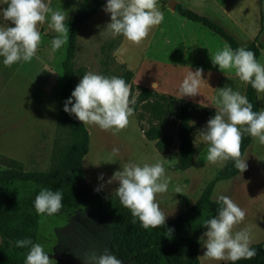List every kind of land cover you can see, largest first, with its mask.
I'll use <instances>...</instances> for the list:
<instances>
[{
	"label": "rangeland",
	"instance_id": "1",
	"mask_svg": "<svg viewBox=\"0 0 264 264\" xmlns=\"http://www.w3.org/2000/svg\"><path fill=\"white\" fill-rule=\"evenodd\" d=\"M175 1L223 26L236 37L239 46L251 41L264 43V0ZM45 2L53 10L63 11L67 24L80 0ZM104 3L105 0H102L97 12L85 20L77 31L72 67L81 68L83 74L95 72L108 77H118L125 68H129L135 72L134 78L140 83L152 88L151 84L155 82V89L176 96L180 108L190 102L201 106L202 102L196 98H180L177 89L187 70L197 65L215 66L210 57L225 46V41L201 23L180 16L168 7L167 2L161 4L157 1L158 9L163 13L162 21L152 26L140 43H133L122 35L113 36L107 29L105 25L109 15L102 10ZM37 30L41 40L33 61H18L5 66L0 57V170L13 167L25 173L47 171L55 164L58 152L73 142L70 117L58 108V79L66 39L59 49L53 51L51 40L58 34L48 26L47 19L45 23L37 24ZM64 35L66 37V33ZM110 41H115L116 45L108 50L106 46ZM257 61L264 64V47L260 48ZM39 70L50 74L45 84L47 90L42 79L35 77L37 72L41 73ZM223 71L215 75L217 80L202 76L197 95L204 98L215 85L217 89L230 86L245 95V84L234 70ZM82 75L74 73L73 88ZM216 97L210 104L219 111V93ZM258 103L260 111L264 110V98L258 99ZM142 122L146 124V119ZM193 122L196 126L200 123L198 118ZM205 124L192 133L198 146L194 163L187 168L173 166L171 170L177 183L176 189L171 195L156 194L166 219L195 200L221 167L219 163H210L206 159L208 142L200 135ZM85 127L89 132V149L82 157L86 179L90 172L99 170L109 179L127 161L141 164L159 161L163 164L164 157L175 159L179 154L174 127L167 126L165 129L174 135V140L169 151L160 154L154 142L143 136L134 113L129 117L127 126L116 131L96 125ZM241 160H246L247 168L228 179L216 180L210 197L216 200V195L220 193L229 196L245 212L243 221L234 225L233 231L246 230L250 244L264 242V144L253 138ZM108 179L103 187L105 192L116 191L118 182L108 184ZM177 189L180 193H176ZM110 229L108 216L92 209H81L66 220L42 216L37 234L39 244L52 259L51 264H90L88 257L92 254L99 255L105 251L113 254L108 245ZM203 252L204 248L198 242L200 264L222 262L203 256ZM122 262L135 264L132 259Z\"/></svg>",
	"mask_w": 264,
	"mask_h": 264
},
{
	"label": "clouds",
	"instance_id": "2",
	"mask_svg": "<svg viewBox=\"0 0 264 264\" xmlns=\"http://www.w3.org/2000/svg\"><path fill=\"white\" fill-rule=\"evenodd\" d=\"M0 5H6L0 7V57L3 65L29 61L35 56L41 40L37 24L45 23L46 19L48 26L58 34L51 40V49L55 51L64 44V34L69 31L64 13L53 10L45 0H0ZM102 10L109 15L105 26L113 36L122 35L137 44L148 35L152 26L163 19L157 0H105ZM210 60L219 70H234L241 81L256 90L258 99L264 98V64L257 61L252 50L245 47L232 49L225 44ZM202 80L201 68L189 70L177 89L180 98L196 96ZM155 86L153 82L151 87ZM219 88V111L215 110L200 132L202 139L208 142L206 159L222 166L231 158L242 173L247 168L246 160L239 159L242 133L264 144V110L253 111L247 96L230 86ZM131 102L129 87L122 77L86 72L64 100L63 111L82 124L116 131L129 123L133 113L129 106ZM113 181L118 182L116 195L120 203L139 219L142 227L155 228L165 223L166 216L156 200V194L168 188L162 163L127 161L112 173L107 183ZM176 193H180L179 189ZM61 200L59 190L41 188L33 200V207L38 215L51 216L61 209ZM216 201L222 206L216 215L204 221L205 231L197 237L204 248L203 256L222 262L252 258L256 250L250 247L248 232L244 229L233 231V226L243 221L244 210L222 193L216 195ZM12 243L16 247L30 245L24 264H51L52 259L43 246L33 243L30 238ZM88 261L90 264H123L121 259L107 251L90 255Z\"/></svg>",
	"mask_w": 264,
	"mask_h": 264
},
{
	"label": "trees",
	"instance_id": "3",
	"mask_svg": "<svg viewBox=\"0 0 264 264\" xmlns=\"http://www.w3.org/2000/svg\"><path fill=\"white\" fill-rule=\"evenodd\" d=\"M157 1L161 4L167 2ZM101 5L102 0H80L67 21L69 31L66 32L58 79L59 109H63L64 100L74 89V73L83 74L81 68L74 69L71 65L77 31ZM174 11L188 20L206 26L232 49L245 47L252 50L256 59L260 48L264 47V43L258 44L255 41L239 46L236 37L223 26L182 3L177 2ZM115 45V41H110L106 47L111 50ZM132 76L133 71L129 68L118 75L129 87V100L132 101L129 106L133 109L143 136L153 141L156 150L164 154L169 151L174 140V135L165 129L167 126L174 127L180 150L177 167L191 166L198 149L192 133L197 127L203 126L214 115L215 110L199 107L195 103L180 108L176 96L133 83ZM244 84V92L252 104V110L259 112L256 90L250 84ZM68 116L73 142L58 152L57 160L49 170L37 173L20 172L13 167L0 170V264H24L30 245L16 247L12 242L30 238L33 243H39L37 228L42 216L66 220L81 209H92L110 218L109 249L121 261L132 259L135 264H200L197 237L205 231L202 226L204 221L216 215L222 206L210 197V193L216 180L228 179L240 171L235 167L234 161L230 158L224 162L214 178L185 209L166 219L160 226L144 228L139 219L133 217L130 210L120 203L116 191L101 192L87 184L81 161L88 151L89 132L74 116ZM144 118L146 124L142 122ZM195 118L199 119L198 126L193 122ZM253 138L242 133L239 159ZM41 188L59 190L62 193V207L51 216L38 215L33 207V200ZM263 244L261 241L250 244L256 250V254L250 259L216 264H264Z\"/></svg>",
	"mask_w": 264,
	"mask_h": 264
},
{
	"label": "crops",
	"instance_id": "4",
	"mask_svg": "<svg viewBox=\"0 0 264 264\" xmlns=\"http://www.w3.org/2000/svg\"><path fill=\"white\" fill-rule=\"evenodd\" d=\"M180 3V2H179ZM32 61H33V59H32ZM197 67H199V68H201L202 69V76H204V77H210V78H212V79H214V80H217V76H215V75H219L220 73H223L224 71H223V69H221V70H219L218 69V66H200V65H197L196 67H194L193 69H190V70H192V71H195V69L197 68ZM41 69V68H40ZM182 69H184V68H182ZM132 70V69H131ZM41 73H36V75H35V77H40L41 79H42V84H43V87H44V89L45 90H47L45 87H46V83H47V81H49V77H50V74H48V73H46L45 71H43V70H39ZM189 70H187V72H188ZM134 73L135 72H133V76H132V78H131V82H133V83H137V84H141V85H144V84H142V83H140L138 80H136L135 78H134ZM217 82V81H216ZM144 86H147V85H144ZM158 90V89H157ZM218 90H220V89H217V85H215L214 87H212V90H210V91H208V94H206V96L203 98V97H199V96H201V95H196V96H193V97H191V98H196L197 100H199L200 102H202V104H200L202 107H207V108H212V109H214L213 107H212V105L210 104V103H212L213 101H215L216 100V96L218 95V93L219 92H217ZM162 92H165V91H162ZM211 92V93H210ZM166 93H168V92H166ZM170 93V92H169ZM171 94V93H170ZM204 96V95H203ZM190 103H194V102H190ZM189 104V103H188ZM196 104V103H195ZM197 105V104H196ZM201 106H199V107H201ZM210 106V107H209ZM88 149H89V147H88ZM180 151V150H179ZM87 153V152H86ZM160 154H162V153H160ZM164 155V154H163ZM166 156V155H165ZM165 158H167V159H165ZM178 158H179V154H178V156H176V158L175 159H171V158H169V157H164V159H163V167H164V169H165V174H166V176H167V178H168V188H167V191H165V192H163V193H161V195H166L167 193H168V195H171L172 194V191L173 190H175L176 189V185H177V183L175 182V179H173V177H172V173H171V170H172V168H173V166H177V163H178ZM195 158V157H194ZM195 160V159H194ZM193 163H194V161H193ZM81 164H82V161H81ZM198 168V167H197ZM18 169V168H17ZM196 169V168H195ZM84 170V169H83ZM196 172V171H195ZM91 174H89V178H87L88 179V181H87V179H86V176H85V180H86V182H87V184L89 185H92L93 187H91L90 185V187L92 188V189H94V190H97V191H101V192H105V189L103 188V187H105L104 186V183H105V181H106V179H108V177H106V175L105 174H103V171L102 170H99V171H97V172H90ZM85 174V173H84ZM101 185H103V187H101ZM109 192H112L111 190H109ZM106 193H108V192H106ZM176 194V193H175ZM167 195V196H168ZM188 206V205H187ZM186 206V207H187ZM185 207V208H186ZM185 208H183V209H185ZM183 209H181V210H183ZM64 259H66V258H64Z\"/></svg>",
	"mask_w": 264,
	"mask_h": 264
},
{
	"label": "water",
	"instance_id": "5",
	"mask_svg": "<svg viewBox=\"0 0 264 264\" xmlns=\"http://www.w3.org/2000/svg\"><path fill=\"white\" fill-rule=\"evenodd\" d=\"M177 2L175 1V0H167V5H168V7L170 8V9H172V10H174V8H175V4H176ZM0 241H1V238H0ZM263 247H264V244H263Z\"/></svg>",
	"mask_w": 264,
	"mask_h": 264
}]
</instances>
